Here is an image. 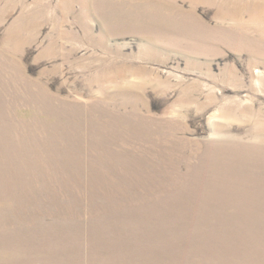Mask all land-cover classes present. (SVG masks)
Listing matches in <instances>:
<instances>
[{
	"label": "rangeland",
	"instance_id": "rangeland-1",
	"mask_svg": "<svg viewBox=\"0 0 264 264\" xmlns=\"http://www.w3.org/2000/svg\"><path fill=\"white\" fill-rule=\"evenodd\" d=\"M0 264H264V0H0Z\"/></svg>",
	"mask_w": 264,
	"mask_h": 264
},
{
	"label": "bare ground",
	"instance_id": "bare-ground-1",
	"mask_svg": "<svg viewBox=\"0 0 264 264\" xmlns=\"http://www.w3.org/2000/svg\"><path fill=\"white\" fill-rule=\"evenodd\" d=\"M241 2H242V1H241ZM236 3H237V2H236ZM239 3H240V2H239ZM242 3H243V2H242ZM244 3H245V2H244ZM244 3H243V4H244ZM246 3H247V2H246ZM243 4H242V5H243ZM241 9L244 10V8H242V7H241ZM229 13H230V12H229Z\"/></svg>",
	"mask_w": 264,
	"mask_h": 264
}]
</instances>
